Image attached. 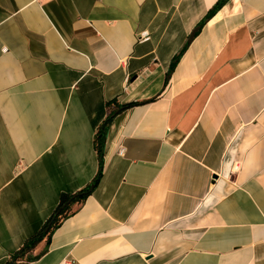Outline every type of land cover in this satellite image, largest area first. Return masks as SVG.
Returning a JSON list of instances; mask_svg holds the SVG:
<instances>
[{"label":"crops","instance_id":"crops-1","mask_svg":"<svg viewBox=\"0 0 264 264\" xmlns=\"http://www.w3.org/2000/svg\"><path fill=\"white\" fill-rule=\"evenodd\" d=\"M219 1L0 0V264L97 176L111 102L29 264H264V0L200 28Z\"/></svg>","mask_w":264,"mask_h":264},{"label":"trees","instance_id":"trees-1","mask_svg":"<svg viewBox=\"0 0 264 264\" xmlns=\"http://www.w3.org/2000/svg\"><path fill=\"white\" fill-rule=\"evenodd\" d=\"M229 1L230 0H220L217 3V6L207 15L205 22L200 26V28L203 27L205 23L209 21L217 12H219L220 9L227 5ZM180 56L177 57L172 64L173 69L171 70L170 74L175 69L176 63L178 62ZM139 105L141 104L135 103L128 106L115 105L116 109L113 108V102L107 105L109 114L102 125L98 128L99 130L94 139L95 149L99 159V169L97 176L89 184V186L79 192L74 193V195L63 194L60 198L57 209L50 216V218L46 220L42 229L31 236L30 239L15 252V255H13L6 264H29L30 262L39 260L46 253L51 244L54 233L60 229L66 220L75 215L76 211L83 206L87 199H89V197L93 194L98 184L102 181L105 168L104 155L110 125L116 119L118 114L127 110H131L133 107ZM44 243H46V247L43 253L40 255H35L36 249Z\"/></svg>","mask_w":264,"mask_h":264},{"label":"built area","instance_id":"built-area-1","mask_svg":"<svg viewBox=\"0 0 264 264\" xmlns=\"http://www.w3.org/2000/svg\"><path fill=\"white\" fill-rule=\"evenodd\" d=\"M36 3H42L44 0H34ZM53 1V0H52Z\"/></svg>","mask_w":264,"mask_h":264},{"label":"water","instance_id":"water-1","mask_svg":"<svg viewBox=\"0 0 264 264\" xmlns=\"http://www.w3.org/2000/svg\"><path fill=\"white\" fill-rule=\"evenodd\" d=\"M195 33V32H194ZM194 33L192 34L194 36Z\"/></svg>","mask_w":264,"mask_h":264}]
</instances>
